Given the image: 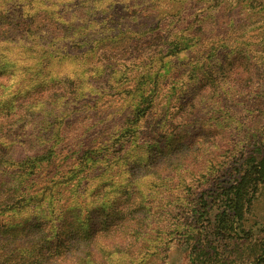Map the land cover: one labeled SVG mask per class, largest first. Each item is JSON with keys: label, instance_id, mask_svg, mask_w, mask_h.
Instances as JSON below:
<instances>
[{"label": "rangeland", "instance_id": "obj_1", "mask_svg": "<svg viewBox=\"0 0 264 264\" xmlns=\"http://www.w3.org/2000/svg\"><path fill=\"white\" fill-rule=\"evenodd\" d=\"M0 70V247L256 264L264 182L221 215L264 156V0H0Z\"/></svg>", "mask_w": 264, "mask_h": 264}, {"label": "trees", "instance_id": "obj_2", "mask_svg": "<svg viewBox=\"0 0 264 264\" xmlns=\"http://www.w3.org/2000/svg\"><path fill=\"white\" fill-rule=\"evenodd\" d=\"M39 14L36 15L28 14L27 18L32 21V19L38 17ZM20 17V15H19ZM19 18L17 17L15 19V22L18 21ZM18 25V24H17ZM21 30L18 29V26L15 27H7L5 28V31L13 29V35L12 36H20L19 34H25V33H31L27 34L24 39L27 38H33L34 35L38 39H45L47 42L52 43V46L54 47L55 40H58L59 38H56L54 34L57 33V31H51L49 32V37L45 38L42 37V31H38L35 29H32V27H27L22 29V27H19ZM15 42L20 43V39L15 40ZM23 44V43H20ZM23 46V45H22ZM5 70H0L1 73H4ZM3 86V83L0 81V87ZM264 182V156L261 159H257L255 155H252L248 158V164L247 169L245 170V174L242 176L241 180L238 182L237 185L232 187L230 189L231 194L228 203H227V210H224L221 217H224L227 215V212H231L232 216L239 221V219H243L244 213L246 212V200L245 197L248 196L251 189H255L256 186ZM8 202H10V199H7ZM4 205H8V203L2 202ZM74 208H70L69 211L72 212ZM71 218L70 215H65L64 218L60 217V220L63 222H68V220ZM74 218V217H73ZM29 222H32L33 219H28ZM66 220V221H65ZM68 225H73V223H68ZM28 227V225H25L23 223H19L14 226H4L1 229H4L5 232H8L7 235L4 233L1 235L0 242L8 241L11 235H14L19 230L22 229V227ZM11 234V235H10ZM47 235L46 237H48ZM19 237H15L12 241V243H16L18 246L22 244V241L18 240ZM22 240V239H21ZM18 241V242H16ZM47 244L43 245L46 246ZM264 246V245H263ZM261 251L260 255L256 259V264H264V247H258ZM20 247H0V264H86L88 260L87 255H90L88 250H82V247L79 249V251L68 248L67 250H64V248H59V251L54 250V252H47L43 253L42 247L39 248L37 251H34L33 247H27L23 251H20ZM84 254L82 256L81 254ZM205 261H201L199 258L196 259L194 264H201Z\"/></svg>", "mask_w": 264, "mask_h": 264}]
</instances>
